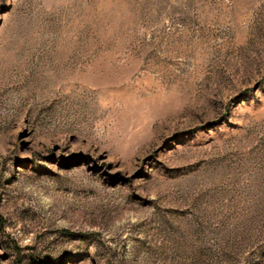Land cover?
I'll return each instance as SVG.
<instances>
[{
    "label": "rangeland",
    "instance_id": "obj_1",
    "mask_svg": "<svg viewBox=\"0 0 264 264\" xmlns=\"http://www.w3.org/2000/svg\"><path fill=\"white\" fill-rule=\"evenodd\" d=\"M0 264H264V0H0Z\"/></svg>",
    "mask_w": 264,
    "mask_h": 264
}]
</instances>
